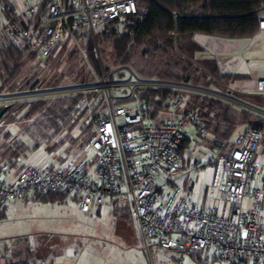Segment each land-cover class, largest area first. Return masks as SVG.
<instances>
[{
    "label": "built area",
    "instance_id": "built-area-1",
    "mask_svg": "<svg viewBox=\"0 0 264 264\" xmlns=\"http://www.w3.org/2000/svg\"><path fill=\"white\" fill-rule=\"evenodd\" d=\"M146 11L141 0H0V41H25L39 61L74 33L87 28L95 36L101 24L141 20ZM256 11L264 30V1ZM143 89L180 93L165 99V109L154 115L151 101L139 96ZM100 93L106 105L95 117L88 145L95 159L58 165L53 159L26 163L22 156L0 161V203L68 193L90 213L111 201L129 210L147 251L154 243L179 251V264L193 251L220 264H264V77L239 86L202 85L145 76L130 64L101 65L95 81L2 91L0 106L67 97H80L81 104ZM191 94L248 111L263 125L246 127L229 153H214L196 104L188 103ZM247 97L262 98V104ZM193 144L207 156L205 168Z\"/></svg>",
    "mask_w": 264,
    "mask_h": 264
},
{
    "label": "rangeland",
    "instance_id": "rangeland-1",
    "mask_svg": "<svg viewBox=\"0 0 264 264\" xmlns=\"http://www.w3.org/2000/svg\"><path fill=\"white\" fill-rule=\"evenodd\" d=\"M130 23L101 24L95 36L85 28L60 43L52 56L39 61L25 41L14 42L24 50L18 63V74L14 78L6 76L3 82L0 79V92L98 80L101 65L109 68L119 64L115 62L110 42L102 38L109 30H126ZM90 42L94 45L97 62L90 57ZM190 42L196 43V49L188 46ZM8 44L0 48V65L6 58ZM180 45L193 51L185 53ZM207 59L215 60L220 73H231L224 80L213 76V83L223 81L236 86L251 84L252 77H264V30L253 37L230 38L207 33L185 35L177 39L175 49L169 48L150 58L155 67L178 62L179 66H188L191 71L194 68L204 69L203 62ZM190 62L191 65H188ZM130 65L140 72L134 64ZM237 75L243 77L236 78ZM88 98V102L81 104L79 99L69 110V115L58 120L57 126H51V122L44 117V107L57 99L34 100L11 106L0 118V161H12L22 156L26 163L53 159L58 165L72 159H95V153L88 149V143L93 138L95 117L106 103L102 93L89 94ZM247 99L262 104V98ZM248 121L243 118L238 120L231 143L235 144ZM208 136L206 141L212 137L210 134ZM21 143L25 145L23 149L18 148ZM231 146L222 147L221 154H227ZM192 149L194 155L201 159L199 164H202L207 156L199 151L198 145L193 144ZM205 170L208 174L209 168ZM201 185L197 183V191ZM114 206L118 213H115ZM114 206L107 201L100 205L99 210L97 205L90 213H84L72 194H68L63 202L56 203L30 199L8 202L5 210L0 209V264H16L26 260L38 264L41 259L63 264H179V251L158 243L147 251L139 240L129 210ZM183 257L184 261L180 264H220L212 255L206 256L204 253L201 259L191 254H183Z\"/></svg>",
    "mask_w": 264,
    "mask_h": 264
},
{
    "label": "trees",
    "instance_id": "trees-1",
    "mask_svg": "<svg viewBox=\"0 0 264 264\" xmlns=\"http://www.w3.org/2000/svg\"><path fill=\"white\" fill-rule=\"evenodd\" d=\"M262 1L264 0H141V3H144L147 9L143 19L131 18V23L126 26V30L122 32H117L114 29L109 30L102 40L110 42L114 51L115 62L134 64L142 75H156L162 78L187 80L209 85L213 83V76L220 80L228 79L231 76L229 73H220L217 63L213 59H207L203 62L204 69L194 68L191 71L188 66H179L178 62L164 65L161 68L155 67L150 58L153 59L157 53L167 51L169 48L175 49L179 37L193 35L198 32L230 38L254 36L260 31L259 14L256 9ZM173 11H177L180 16L175 18L172 15ZM131 32L133 33L131 34ZM173 32L177 34L174 35ZM5 44H8V41H0V48L4 47ZM188 46L196 49L197 45L190 42ZM180 47L185 53L193 51L183 45H180ZM88 51L91 59L97 62L95 48L91 42ZM23 52L21 46L16 45L14 42L6 46V58L3 59L4 62L2 61L3 63L0 65V79L2 82L6 79V76L16 77L18 63ZM181 57L183 60L185 59L184 56ZM188 65H191V62ZM242 77L237 75L236 78ZM179 93L166 89H143L139 91V96L141 99L151 101L155 108L153 112L155 115L165 109L163 105L165 99L175 97ZM158 96H160L159 99H157ZM189 97L188 103L190 105L196 104L197 112L203 119L206 131L212 136L206 141V144L214 153H221L220 149L222 147L232 145L226 153L231 151L234 144L231 143L230 139L237 129L240 118L245 119V121L249 120L246 127H261L263 125L262 119L253 116L248 111L210 98L199 99V96L193 94ZM79 99L80 97H73L70 100L57 99L53 104L44 107L46 112L44 117L49 123L51 122V126H57L58 120L69 115V110L73 108V105ZM9 109L10 107H8ZM24 146L21 143L18 148L23 149ZM199 163H201V160H198ZM200 166L205 168L207 164L202 163ZM67 195L68 193L53 192L37 194L31 198L43 202H63ZM6 205L7 203H0V209L5 210ZM118 212L119 210L115 208V213ZM1 214L3 215L4 212ZM123 215L127 216L126 213ZM201 254L202 252L199 251L191 253L192 256L197 255L199 258ZM16 264H31V261L26 260Z\"/></svg>",
    "mask_w": 264,
    "mask_h": 264
},
{
    "label": "crops",
    "instance_id": "crops-1",
    "mask_svg": "<svg viewBox=\"0 0 264 264\" xmlns=\"http://www.w3.org/2000/svg\"><path fill=\"white\" fill-rule=\"evenodd\" d=\"M259 32V31H258ZM199 34H201L200 32H198ZM251 37H253V36H251ZM229 74H231V73H229ZM242 76V75H241ZM250 78H251V75H250ZM255 78H257V76H254V77H252L251 79L252 80H250L251 82L255 79ZM250 82V83H251ZM76 198V197H75ZM28 199H30V200H36V199H34V198H28ZM28 199H26V200H28ZM76 200H77V198H76ZM37 201H40V200H37ZM43 202V201H42ZM77 202H78V200H77ZM52 203H56V202H52ZM112 205L114 206L115 204H113L112 203ZM94 207H97V205H94ZM93 207V208H94ZM99 208H100V205H98V207H97V210H99ZM114 208H115V206H114ZM93 210V209H92ZM53 262V261H52ZM54 262H58V261H54ZM58 263H61V262H58Z\"/></svg>",
    "mask_w": 264,
    "mask_h": 264
},
{
    "label": "water",
    "instance_id": "water-1",
    "mask_svg": "<svg viewBox=\"0 0 264 264\" xmlns=\"http://www.w3.org/2000/svg\"><path fill=\"white\" fill-rule=\"evenodd\" d=\"M8 110V107L6 106H0V118L1 116Z\"/></svg>",
    "mask_w": 264,
    "mask_h": 264
}]
</instances>
